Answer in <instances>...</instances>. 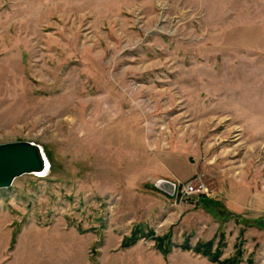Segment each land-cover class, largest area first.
<instances>
[{
  "label": "rangeland",
  "instance_id": "rangeland-1",
  "mask_svg": "<svg viewBox=\"0 0 264 264\" xmlns=\"http://www.w3.org/2000/svg\"><path fill=\"white\" fill-rule=\"evenodd\" d=\"M263 96L264 0H0V144L33 141L51 163L0 189V262L158 251L148 236L121 246L141 225L192 246L224 232L222 259L241 248L239 264H264V218L245 226L223 201L230 187L241 199L245 171L248 191L263 187L264 147L254 155L239 128ZM176 178L203 180L218 217L156 187ZM200 259L174 246L152 260L216 264Z\"/></svg>",
  "mask_w": 264,
  "mask_h": 264
},
{
  "label": "crops",
  "instance_id": "crops-1",
  "mask_svg": "<svg viewBox=\"0 0 264 264\" xmlns=\"http://www.w3.org/2000/svg\"><path fill=\"white\" fill-rule=\"evenodd\" d=\"M255 31L258 34V29H250V31ZM264 97V96H263ZM249 109V108H248ZM240 119H241V125H240V141L241 145L247 146L249 149H254L256 156L259 155L258 150L264 147V102L263 106L256 107L255 109H245L241 111L240 114ZM259 167H256V170H259ZM258 172V171H257ZM256 172V173H257ZM245 175H242L240 177L239 183L241 184L243 190H242V195L241 199L235 197V194L232 192L231 187L229 190L226 192V194L223 196V201L225 202L226 208L231 210L232 212H235L239 214V217L241 220H252V221H260L263 220V215H264V184L263 187L262 185H258V180L256 179V188H251L250 191H248V185L252 183L248 181V173L245 171ZM263 178L264 176L261 177L259 175V172L257 173L256 178ZM177 179V178H176ZM180 179V178H178ZM175 180V179H174ZM168 199L171 198V196L168 193H165V191L160 190ZM208 196V195H206ZM210 197V196H208ZM182 206V205H181ZM167 208V211L169 212L168 216H164L165 220H169L174 217L176 212H178V209L169 206L165 207ZM183 206L181 207V209ZM198 214L200 215L204 209L201 207L197 209ZM231 211L229 213L231 214ZM191 212H186V214H190ZM185 214H179L177 213L176 215V220H178V217L184 218ZM164 220V221H165ZM185 220V219H183ZM158 223L159 228H161V232H164L167 229V226H171L174 221H171L170 223L166 224L163 223L162 220H160ZM156 230V229H155ZM158 231V229H157ZM126 236V235H125ZM123 236V237H125ZM139 242V241H138ZM137 242V243H138ZM135 245V244H134ZM133 245V246H134ZM132 247V246H131ZM107 256H111L112 258L117 259V262L114 260L112 264H123L121 262L122 257H126L128 260L124 264H160L159 260L156 261V263H153V258H164V255L160 251L156 250H148V249H143L139 250L137 248H131V249H125V250H119V251H106ZM184 251L181 252V254ZM74 253V252H73ZM189 253V252H187ZM50 254V253H49ZM71 254V253H70ZM75 254V253H74ZM2 256V257H1ZM0 260L3 259L5 256L1 255ZM72 256V255H71ZM185 256V255H182ZM200 260H209L208 258L199 255ZM13 257V256H12ZM19 256L16 255L15 258H18ZM37 257H41L40 255H37ZM50 257V255H48ZM45 257H41L40 259H43ZM89 262V257H86L85 263ZM4 262H0V264H3ZM42 263L43 262H39ZM5 264V263H4ZM12 264V263H11ZM14 264H21L20 260L17 259V261L14 262Z\"/></svg>",
  "mask_w": 264,
  "mask_h": 264
},
{
  "label": "water",
  "instance_id": "water-1",
  "mask_svg": "<svg viewBox=\"0 0 264 264\" xmlns=\"http://www.w3.org/2000/svg\"><path fill=\"white\" fill-rule=\"evenodd\" d=\"M48 159V161H47ZM49 158L43 147L33 141L18 140L0 144V189L9 188L14 181L25 174L47 171ZM156 187L170 196L174 195L175 183L161 179Z\"/></svg>",
  "mask_w": 264,
  "mask_h": 264
},
{
  "label": "trees",
  "instance_id": "trees-1",
  "mask_svg": "<svg viewBox=\"0 0 264 264\" xmlns=\"http://www.w3.org/2000/svg\"><path fill=\"white\" fill-rule=\"evenodd\" d=\"M51 168V167H50ZM201 204L203 207L207 210H209L211 213H213L216 217H218V214L216 211H213L212 209H209L210 205L218 206L220 203V199L211 198L206 195L201 196L198 201H201ZM239 221H241V218L239 217ZM245 226H249V223L251 221H246ZM258 222V221H255ZM223 221H220V224H223ZM258 225H260L258 223ZM141 225H137L135 228H133L132 232L129 235H126L122 240V247H130L134 245L138 240L141 238H144L146 236L151 237L155 240V246L158 251H160L165 257L171 252L172 248L174 246H179L183 250H192L193 252L200 254L204 257H207L211 262L216 264H239L240 258H242V249L239 248L237 252L232 255L230 258L222 259V254L224 248L227 246L226 242V235L224 232L221 233V239L218 240V242H215V238L210 240H201L198 241L194 246L190 245L189 240H186L182 244H175L172 241H170L171 235L169 233H165L162 236L155 235L154 231L151 230L150 233L153 235H144V232H141V227H138ZM262 226V224L260 225ZM237 259V260H236Z\"/></svg>",
  "mask_w": 264,
  "mask_h": 264
},
{
  "label": "built area",
  "instance_id": "built-area-1",
  "mask_svg": "<svg viewBox=\"0 0 264 264\" xmlns=\"http://www.w3.org/2000/svg\"><path fill=\"white\" fill-rule=\"evenodd\" d=\"M173 182L175 183L174 197L180 201L193 198H196L195 200L198 201L201 196L210 194V190L208 189L206 183H204L201 179L197 181L182 180L177 178Z\"/></svg>",
  "mask_w": 264,
  "mask_h": 264
},
{
  "label": "bare ground",
  "instance_id": "bare-ground-1",
  "mask_svg": "<svg viewBox=\"0 0 264 264\" xmlns=\"http://www.w3.org/2000/svg\"><path fill=\"white\" fill-rule=\"evenodd\" d=\"M47 161H48V159H47ZM50 167H51V163H50V161H49V165H48V169H47V171L46 172H44V173H40L38 176H46V175H48V173H49V171H50ZM37 175V174H36ZM174 196V195H173ZM204 196V195H203ZM172 197V196H171Z\"/></svg>",
  "mask_w": 264,
  "mask_h": 264
}]
</instances>
